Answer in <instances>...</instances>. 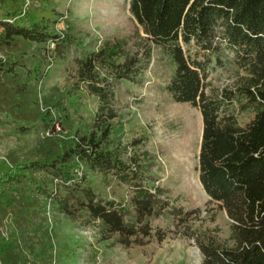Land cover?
<instances>
[{"label":"trees","instance_id":"16d2710c","mask_svg":"<svg viewBox=\"0 0 264 264\" xmlns=\"http://www.w3.org/2000/svg\"><path fill=\"white\" fill-rule=\"evenodd\" d=\"M128 10L172 65L165 91L201 114L198 178L231 221L228 241L215 235H188L202 254L201 264H264V0H129ZM47 12L45 5L33 1L0 0V47L22 50L20 42H34L52 55L68 39L54 32L55 20ZM123 42L103 43L75 58L76 83L96 96L98 110H106L105 120L114 117L110 107L114 83L99 70L119 67L118 77L131 78V57L125 54L123 64H116L113 55ZM15 56L0 54V123L12 115L18 119L12 122L36 126L31 116L42 118L40 126L47 129L55 120L48 112L43 116L26 112V101L14 97L28 87L18 83L19 71L25 68L23 53ZM150 56L148 48L143 68ZM231 61L244 70L240 80L208 90L211 70ZM108 136V129L102 128L99 136L77 134L54 150L0 160V264H50L51 244L40 246L42 255H35V235L30 233L40 228L48 199L79 225L92 224L104 238L116 236L123 245L165 238V232L154 231L152 221L158 217L189 219L190 211L171 203L173 197L166 187L155 184L148 166L136 155L124 159L120 149L110 147ZM79 164L99 172L107 182L114 178L126 185L128 199L100 196ZM54 180L66 195L55 196L49 188ZM11 218L12 227H7Z\"/></svg>","mask_w":264,"mask_h":264},{"label":"rangeland","instance_id":"374dc122","mask_svg":"<svg viewBox=\"0 0 264 264\" xmlns=\"http://www.w3.org/2000/svg\"><path fill=\"white\" fill-rule=\"evenodd\" d=\"M26 1L45 5L50 19L55 20L51 25L54 32L68 40L62 41L49 56L44 54L43 44L27 41L20 42L22 50L0 47V54L23 53L25 68L19 71L18 83L28 87L20 97L16 94L14 97L26 101L23 107L26 112L38 111L42 116L48 112L50 118L60 121V130L46 136L40 126L42 118L30 116L36 125L30 126L12 122L18 119L9 115L0 123V160L51 151L77 134L99 136L105 128L112 149H120L124 159L138 156L139 162L148 166V173L155 177V184L168 189L173 197L171 203L190 211L186 221L174 216L152 221L154 231L165 232L162 240L153 236L145 238L143 244L123 245L116 236L104 238L92 224L79 225L59 211L57 202L48 199L46 212L39 215L40 228L30 232L35 235V255H42L40 246L49 242L50 264H201L202 254L188 235H215L228 241L231 221L225 210L210 200L198 178L200 111L188 103L174 101L165 91L172 65L135 22L128 10L129 0ZM110 41H124L121 49L114 48L115 63L123 64L128 55L132 70L131 78H126L117 76L119 67L117 71L114 67L100 68L101 76L113 80L115 93L110 102L114 117L105 120L106 110H98L96 96L84 84L76 83L75 58ZM148 48L151 56L143 68ZM243 71L234 61L213 68L206 79L208 90L234 85ZM23 125L29 128H22ZM79 166L100 196L114 201L128 199L126 185L114 178L107 182L99 172L87 169L84 164ZM49 188L56 192L55 196L66 195L55 180ZM8 222L7 227H12L13 219Z\"/></svg>","mask_w":264,"mask_h":264},{"label":"built area","instance_id":"2783aa9c","mask_svg":"<svg viewBox=\"0 0 264 264\" xmlns=\"http://www.w3.org/2000/svg\"><path fill=\"white\" fill-rule=\"evenodd\" d=\"M49 44H50V40L47 41V45H49ZM59 122L60 121L54 120L52 126L47 128V129H45L43 131V133L46 136L53 135V134L57 133L60 130Z\"/></svg>","mask_w":264,"mask_h":264}]
</instances>
